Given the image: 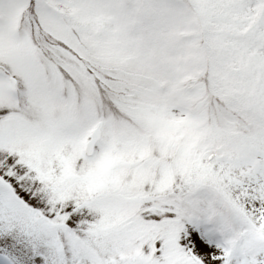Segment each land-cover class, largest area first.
<instances>
[{"label":"snow or ice","instance_id":"1","mask_svg":"<svg viewBox=\"0 0 264 264\" xmlns=\"http://www.w3.org/2000/svg\"><path fill=\"white\" fill-rule=\"evenodd\" d=\"M0 264H264V0H0Z\"/></svg>","mask_w":264,"mask_h":264}]
</instances>
